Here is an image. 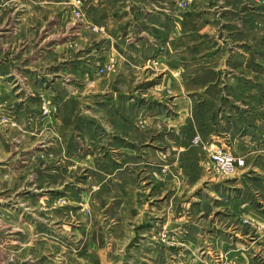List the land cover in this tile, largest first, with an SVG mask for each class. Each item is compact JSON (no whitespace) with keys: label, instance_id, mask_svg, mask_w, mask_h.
I'll list each match as a JSON object with an SVG mask.
<instances>
[{"label":"rangeland","instance_id":"rangeland-1","mask_svg":"<svg viewBox=\"0 0 264 264\" xmlns=\"http://www.w3.org/2000/svg\"><path fill=\"white\" fill-rule=\"evenodd\" d=\"M43 1L52 3L45 8ZM56 1L0 0V26L19 5L25 41L39 35L28 26L46 29L54 21L62 26L43 37L65 40L68 21L85 23L89 0H63L62 8ZM244 1L252 10L244 48L259 54L264 6L258 16L254 0ZM227 13L188 18V55L227 52V43L217 48L215 40L230 31ZM206 24L218 32L201 33ZM80 48H59L37 65L42 86L57 80L51 92H9L0 67V264H264V142H210L208 110L184 105L179 120L175 79L154 76L150 87L145 75L115 78L114 57L95 58L83 67L88 72L68 78L63 60ZM51 64L59 68L52 78ZM131 64L123 69L135 70ZM194 85L188 79V88ZM218 150L244 165L220 173L211 157Z\"/></svg>","mask_w":264,"mask_h":264},{"label":"crops","instance_id":"crops-1","mask_svg":"<svg viewBox=\"0 0 264 264\" xmlns=\"http://www.w3.org/2000/svg\"><path fill=\"white\" fill-rule=\"evenodd\" d=\"M239 1L241 4L224 6L223 0H212L214 5L210 9L195 0L189 9H184L181 3L187 0H89L85 23L76 25L68 21L65 40L64 37L57 40L55 35L43 37V31L47 35V32L62 26L58 27L59 22L54 21L46 29L28 26L30 31L39 32L36 40L34 34L33 42L25 41L22 37L26 28V15L20 14L26 10L15 5L8 20L0 26L3 84L14 94L56 90L57 80H47L48 84L45 82L43 86L39 80L36 81V76L42 72L37 65L47 61L48 56L57 54L59 48L81 44L74 56L63 60L67 64L63 72L68 78H74L76 71L88 72L83 67H89L87 63H92L95 58L108 61L114 57L118 61L115 78L145 75L148 77L146 84L150 87H154V84L153 80L150 84L149 78L154 76L163 75V82L164 78L175 79L179 120L184 105L208 110L204 123L208 127L210 142H234L235 145L264 142V50L252 55L250 50L244 48L249 46L252 10L244 0ZM51 3L43 1L42 6L46 8ZM253 3L259 8L253 12L261 16L260 8L264 6V1L254 0ZM53 4L62 8L64 1L58 0ZM208 12L213 20H218L226 12L233 18H228L227 25L230 26L227 28L230 31H224L226 36L215 39L217 48L226 42L228 50L225 54L188 55L187 41L191 34L188 32V18L192 16L193 21L198 23ZM27 15L31 16L30 13ZM67 17L68 13L63 17L62 24ZM93 26L101 32L93 33ZM208 28L218 32L214 25L206 24L201 33ZM201 42L196 40L192 44ZM129 61L135 70L123 69ZM52 66L49 65L51 68L46 70L47 76L51 78L53 71H59L57 66L55 69ZM157 66L164 68L159 70ZM31 77L33 79L30 82ZM213 77H219L220 80H209ZM188 79L195 83L194 88H188ZM194 95H197V101L192 100ZM252 155L249 153L244 156Z\"/></svg>","mask_w":264,"mask_h":264},{"label":"built area","instance_id":"built-area-1","mask_svg":"<svg viewBox=\"0 0 264 264\" xmlns=\"http://www.w3.org/2000/svg\"><path fill=\"white\" fill-rule=\"evenodd\" d=\"M194 143H200V138L196 137ZM211 157L215 167L222 174H231L235 172L238 167L244 165L243 160L235 159L230 153L220 150L212 152Z\"/></svg>","mask_w":264,"mask_h":264}]
</instances>
